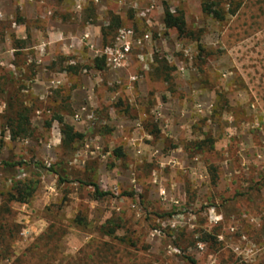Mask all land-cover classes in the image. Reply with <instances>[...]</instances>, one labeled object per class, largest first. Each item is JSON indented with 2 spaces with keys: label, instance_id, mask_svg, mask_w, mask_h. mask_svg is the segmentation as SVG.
Returning a JSON list of instances; mask_svg holds the SVG:
<instances>
[{
  "label": "rangeland",
  "instance_id": "obj_1",
  "mask_svg": "<svg viewBox=\"0 0 264 264\" xmlns=\"http://www.w3.org/2000/svg\"><path fill=\"white\" fill-rule=\"evenodd\" d=\"M191 261L264 264V0H0V264Z\"/></svg>",
  "mask_w": 264,
  "mask_h": 264
},
{
  "label": "trees",
  "instance_id": "obj_2",
  "mask_svg": "<svg viewBox=\"0 0 264 264\" xmlns=\"http://www.w3.org/2000/svg\"><path fill=\"white\" fill-rule=\"evenodd\" d=\"M203 11L207 15L214 16L217 20H222V18L216 12L212 11V8L210 6L205 5ZM231 14L233 15L235 14V12H232ZM163 22L166 28L176 30V32L180 37L187 35L185 22L182 17L173 16L168 10H165ZM111 23L112 25L115 24L117 27L119 21L118 19L112 18ZM103 68H104V58L95 60L94 69L96 71H102ZM58 123L61 126V131L64 138V144L71 145L75 142L81 143L84 141L85 139L84 135L76 133L72 127L64 124L61 119H58ZM29 127H30L29 119L27 117L24 118V116L20 114H17L16 119L11 121L10 130H9L11 134V138L15 139L21 135L26 136ZM116 155L118 157L122 156L120 151L116 152ZM54 174L58 176L60 181H63L56 172H54ZM78 183L84 187L92 188L94 200L97 201L102 200L107 196H109V194L101 192L100 189L94 184L85 185L82 182H78ZM33 193H34L33 186L27 185L26 187L21 188V184H17L15 188V193L9 194L7 196L6 203L27 204L29 202V199L32 197ZM103 234L107 237H113L114 230H109L106 232L104 231ZM191 263L195 264L193 261H191Z\"/></svg>",
  "mask_w": 264,
  "mask_h": 264
}]
</instances>
